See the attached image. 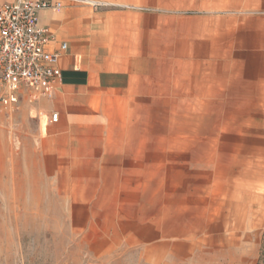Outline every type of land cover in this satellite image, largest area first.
<instances>
[{"label": "crops", "instance_id": "crops-1", "mask_svg": "<svg viewBox=\"0 0 264 264\" xmlns=\"http://www.w3.org/2000/svg\"><path fill=\"white\" fill-rule=\"evenodd\" d=\"M88 1L99 5L39 13L40 25L54 36L46 50L67 44L57 61L61 84L36 100L23 91L17 103L36 120L38 154L43 143L70 156L71 180L103 187L110 202L173 203V214L148 216L149 232L152 246L178 264L204 243L214 246L215 204L231 196L255 202L259 195L246 162L191 163L187 154L175 165L174 147L160 150L153 131L144 137L143 116L151 121L159 107L264 106V73L224 72L220 49L218 55L197 52L198 44L247 41L240 27L255 18L243 14L264 12V0ZM1 89V108H13ZM51 113L58 114L56 122ZM175 166L181 173H169ZM160 170L167 172L161 178ZM261 196L264 201V179Z\"/></svg>", "mask_w": 264, "mask_h": 264}, {"label": "rangeland", "instance_id": "rangeland-1", "mask_svg": "<svg viewBox=\"0 0 264 264\" xmlns=\"http://www.w3.org/2000/svg\"><path fill=\"white\" fill-rule=\"evenodd\" d=\"M243 16L255 18L240 27L247 41L198 44L197 52L218 55L220 49L224 72L264 73V12ZM12 107L0 106V264H170L165 249L152 246L148 216L173 214V203L110 202L103 187L71 180L70 156L55 155L43 143L40 156L36 120L19 103ZM142 128L144 137L156 133L151 140L160 150L174 147L175 165L187 154L191 163H248L259 195L255 202L231 196L215 204L214 246L204 243L178 264H262L264 106L159 107L151 121L143 116ZM149 138L142 139L144 147ZM175 169L169 173H181ZM166 173L160 170V178Z\"/></svg>", "mask_w": 264, "mask_h": 264}, {"label": "built area", "instance_id": "built-area-1", "mask_svg": "<svg viewBox=\"0 0 264 264\" xmlns=\"http://www.w3.org/2000/svg\"><path fill=\"white\" fill-rule=\"evenodd\" d=\"M67 4L99 5L88 0L0 2V83L11 103H17L23 91L28 92L31 100H36L61 84L57 61L67 44H60L58 52L46 50L54 42V36L40 25L39 13L43 10L58 12ZM5 99L0 97V102ZM57 119L58 114L51 113L50 121Z\"/></svg>", "mask_w": 264, "mask_h": 264}, {"label": "trees", "instance_id": "trees-1", "mask_svg": "<svg viewBox=\"0 0 264 264\" xmlns=\"http://www.w3.org/2000/svg\"><path fill=\"white\" fill-rule=\"evenodd\" d=\"M263 237H264V234H263ZM260 263L262 261V264H264V238H263V246H262V251H261V254H260Z\"/></svg>", "mask_w": 264, "mask_h": 264}]
</instances>
